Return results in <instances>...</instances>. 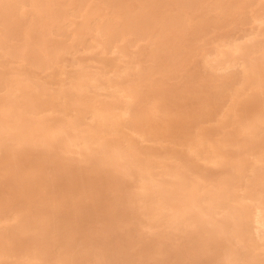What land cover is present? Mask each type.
Masks as SVG:
<instances>
[{
    "label": "rangeland",
    "instance_id": "obj_1",
    "mask_svg": "<svg viewBox=\"0 0 264 264\" xmlns=\"http://www.w3.org/2000/svg\"><path fill=\"white\" fill-rule=\"evenodd\" d=\"M71 1H73V0H66V1L65 0H58V1L52 0V2L54 4V6H53V4H51L52 7L53 8L55 7L56 10L58 8L59 9L58 15L59 16L62 15V16H60V17L57 16L58 18L56 17V19H58V20H56L55 22L53 21L54 19L53 20H51V19L47 20L48 22H50V24L48 23V25L43 27V29L39 28L40 30L41 29L42 30L40 31L38 29L36 32V34L37 33L42 34V32H43L44 37L46 36V39H45L46 44L48 43V45H50V46H51V44L53 45L58 41V45L57 44L56 45L59 48L61 47V44H65L68 47L67 49L66 48H60L61 50L57 49V57H58V60L56 63L57 65L54 64V65L47 67V68L46 67H40V66L38 67L37 65H35V63L30 62L29 59H27V56H25V58L22 56V53H21L22 50H20V48L18 49L19 45L22 44V37H21L22 34L21 33L23 30V27L26 28L28 26V24L30 23V16H32L31 15L32 7L29 3L30 2L29 0H23V1L17 3V6H16V12L17 13L16 14H18L17 17H18L19 23L16 27L17 32L14 33L11 37H5L4 36V30H3L4 26L0 22V35L3 32L0 39H2V37H3V39L6 41L5 43L9 46L11 45L10 48H13L12 50H15L14 52H16V53H7L6 54V53H4L5 49L0 44L1 49L3 48L2 50H0V53L2 54V55L1 54L0 55L2 57V60H4V62L2 60H0L3 62V63L2 62L0 63V71L5 76V77H3V75L0 73V78L2 76V78L6 80V81L3 80V81H5V83L2 80H0V82H1L0 83V97L2 95H4V92H6V88H7L6 83L8 82L9 79H10L9 81L11 82L12 79H15V78L20 79L19 77H21V78L26 77L25 80L20 79L23 82L27 83V87H25L24 89L26 91H29V90L30 91L31 90L36 91V87H32L33 85L40 87L42 84H44L42 86L46 92L44 93V95L42 97L47 98L48 97L47 95H49L50 93H53V92L56 93L58 90H60L62 88V86L64 87V85H65L66 87H68V85H70V84L67 82L70 81V78H69L70 74H72L74 72V69L76 70L81 65H83V66H85V68L83 67L84 69L89 70V72H88L89 74L91 72L93 74L98 75L99 72H96V71L102 72V73L100 72L99 77L97 76V79L101 78L100 79L101 83L97 79H96L97 81H95V79L94 80L88 79L87 85L83 89H81V91L79 90V92H81L84 96H86V98H88V94L90 95L89 97L92 98V101L94 102V103L89 102L90 99L88 98L89 99L88 102L90 103V105L92 104V105H96L97 107H100V105H101L100 102H102V100H105V101L111 100L112 101V100H114L113 97L122 98V101L125 100L126 94L128 93V91L124 88L116 90L114 92L109 87L108 88H99V87L97 88L98 85L105 83L104 81H106V79H104V78L106 77V75H108V77H110V78H114L117 74L120 73L119 75L122 78H120V77H117V78L119 80L121 79V85H123V86H121V88L124 87L125 83L127 84L130 80L129 83L134 81L133 82V84H134L136 82L134 85H137L138 89L141 91H144L146 89V87L149 86V83L153 84V81L156 80L154 83H157L161 86L158 85V90H157V88L155 90L156 92H154V91L150 92L149 91V93L152 94V92H154L156 94L157 92H159V93L164 92V94H166V95H164V94L162 95V93H160V95L163 96L161 101L160 100L154 101L155 98L152 99L154 102L153 103L154 105L152 104V102H150V101H152L151 98H153L155 95L154 93L152 94L153 96L151 95L152 97L150 96L151 98L150 97L149 98L141 97V98H139L140 100L136 99L132 104L133 110L135 108L140 107L139 109H136V110H141V108L143 110V108H144L143 111H147L150 109V106H149L150 103L153 106V108H155V105H157V108H155V109H158V107H159L160 110L158 109L159 111H155L156 115L155 114H154L155 116L153 115L154 119H151V121L152 122L156 121V118L159 115L160 116V117H158L159 120L163 121V123L166 122L164 127H166L165 129H169V132H172L173 127L178 123L179 126H182V130H185V129L189 130V131L185 130V131H187V133H189L190 131H191V133H194L197 131L198 127L202 128V126H203V128L212 129L211 130L212 131V137H214V138L215 137L220 138L222 136V134H224V132L225 133L229 132V134H232V136L234 137V140L235 139L237 140L238 138L241 139V136L243 137L244 134H242V133L240 134L238 132L237 125L235 123H233V125H232L229 122H232L233 119L237 120V122L238 121L240 122V120L242 122L243 117L249 116V111L245 112L246 109L241 111V113H239L241 116L239 115L240 118L238 117L239 120L237 118L238 115L232 116V114H228V115H230V117L229 116H226L224 118L222 117L223 119L220 116V114L222 115L223 111L225 110V107H226L225 104H227V100H226L227 97H225V96L229 91L235 89L238 86V84H236V83H238L237 82L238 77L236 79L231 78L226 83H223L221 80L224 78V75H227V73L229 74V71H231V70L234 71V74L238 75L240 73V71L242 70V66L240 67V64L238 63V64H235V66L233 65V67L231 66V67L225 69V68H215V67L213 68V67H210L209 65L207 66L205 64H207L208 61L209 62L212 61L211 62L212 65H215L214 61L212 60V58H214L215 56H213L212 53L219 47H221L219 49L223 48V50H226L227 44H228L227 42L234 41L237 43V41H239L238 43H240V44H248L249 45V44H251L252 41H257V42L263 41V39H264L263 34L258 35V36L256 35L255 36L256 38H255V37L250 36V34L248 35V33L252 32L250 30H253L256 27H259V23H260V27L264 26V12H263L264 11V0H232V1L231 0L230 1L229 0H218V1L217 0H196V2H195V0H190L191 1L190 3H189V1L187 2V0H117V1L115 0L116 2L114 0H105V3L102 2L104 0H101V1L100 0H80L81 3L78 2L79 0H74V1H76L75 5L77 6V7H75L76 9H73L74 11L70 9V8H72L71 7L72 5L74 7V4H72ZM74 1H73V3H74ZM108 1L115 2L116 5H118V3L119 4L122 3V5L125 8L129 7V8H127L128 10L127 9H125V10H127L128 13L133 14V18H134L132 21L133 26H132V28L130 27L129 29L124 30L122 32L123 35L120 34V36L117 38V40H115L113 43H110L109 46H112V47H109L108 45H107V47H104L103 45L100 47V44L95 43V41H96L95 36L98 37V34H96V33H98L97 32L98 29L95 27L96 31L94 30V26H95L94 24H92V28H91L92 31H90V30L87 31V33H85V35L84 34L80 35V33L83 31L79 32L78 27L80 26V24L82 23V21L84 19V16H82V15H84L86 12L87 13L85 14V16L86 15L89 16V15L93 14L92 15V17H93L95 15L93 17V20L91 21V23L93 21L94 22L98 21V24H100L99 22L101 19H99V18L101 15H102V17L105 15L108 16L109 14L111 15L113 13L112 11H114V9L112 8V5H110L108 3ZM221 1H223L222 4L224 2L226 3V4L224 3L225 6L222 5L221 3H219V5H218V2H221ZM65 2H67V4H65ZM123 2H124V4H123ZM229 2H231V3L234 2V3H232V5L234 7ZM69 3H70V5H69ZM186 3H187V5H186ZM239 3H240V6L238 7ZM104 4H106V5L104 6ZM227 4L228 5L230 4V6L232 8L230 6H229L230 8L228 6H227L228 7L227 8L226 7ZM101 6H103V7H101ZM106 6H107V8H106ZM60 8H63V9L60 10ZM180 8H182V9L178 10ZM222 9H224L225 11H223ZM69 11H71V12L69 13ZM94 11L96 13H94ZM142 11L146 14L149 13L147 16L151 19V22H153L151 25H150V23H148L147 27L145 25H144V27H140L141 24L139 23V18H140L141 13H143ZM180 11L181 12L183 11L182 16H181ZM107 12H109V13H107ZM178 12H180V13H178ZM61 13H63V14H61ZM150 13H152L153 15H151ZM219 13H221V15ZM178 14H180V15H178ZM98 16H99V18H97ZM153 16H155V17H153ZM171 16L172 17L175 16V17L172 18ZM216 16H217V19H216ZM218 16H220V17H218ZM261 16L263 17L262 18L263 22L261 21L262 20ZM163 17H165V18H163ZM257 17H260V18L258 19ZM169 18H172V19H169ZM179 18L180 19L182 18V19L180 20ZM202 18H203V20H202ZM256 18H257V20H256ZM156 19L158 21L164 20L165 23L161 22V21H159V23H158V22H156L157 21ZM20 21L23 24H21ZM80 21H81V23H80ZM175 21H178L179 23L175 22ZM203 22H205V23H203ZM52 23H53V25H52ZM98 24L96 26H98ZM154 24H157V25L154 26ZM174 24H176V25H174ZM76 25H77V27H76ZM53 26H55V27H53ZM166 26H169V27L167 28ZM19 27H22V28H19ZM48 27H50V28H48ZM44 28H45V31H43ZM76 28H77V30H76ZM20 29H22V30H20ZM157 29L159 30L160 36H158V33H156V32H158ZM74 30L76 32L78 31V33H76V34H77V36L78 35L80 36V37H78V38H80L79 39L80 42H81L83 37H84L83 39H86L85 40L86 45H84L85 43L82 44V43L78 42L79 40L75 38L76 34H74V32H75ZM140 30H142V31H140ZM150 30L152 31V33ZM161 30L162 31L165 30L164 32H162V35H161ZM18 32H19V34H18ZM66 32H68V33H66ZM92 32H94V33H92ZM143 32H145V33H143ZM71 35H74V38H72ZM150 35H151V37H150ZM165 35H166V37H169V38H165ZM251 35H253V34L251 33ZM69 36H71L70 38H72L73 41L69 38ZM93 36H94V41H93ZM154 36H156V37H154ZM161 36H164V37L159 38ZM230 36L232 37V39ZM247 36H250V38H249L250 41L247 38ZM261 36H263V37H261ZM66 37H67V39H66ZM147 37H149L148 40H147ZM152 37H153V40H152ZM157 37L160 40L159 39L157 40ZM257 37L258 38L260 37L259 38L260 40ZM245 38H247L248 41ZM64 39L67 40L66 43H65ZM223 39H224V41H223ZM234 39H236L237 41H235ZM49 40L51 42L52 41H54V42L49 43ZM59 40L60 41L62 40L61 41L62 43H59L60 42ZM161 40H164L165 42L161 41ZM226 40H227V42H225ZM242 40L243 41L245 40V41L243 43H241ZM152 41H153V43H152ZM157 41H159V42H157ZM70 42H71V44H70ZM67 43H69V44L67 45ZM173 43H176V44L174 45ZM89 44L92 45V47L88 46ZM96 44L98 46H95ZM75 45H77V46H75ZM126 46H127V49L125 51L126 53L122 52L120 47L126 48ZM30 48H31V45H30ZM32 48H33V46H32ZM72 48H74L73 49L74 51L72 50ZM102 49H103V51H102ZM149 49H152V50H149ZM258 49L259 48H257V47H254L252 49V52L250 53V56H252V58H254V57L256 58V57L261 56L262 50H258ZM3 50H4V52H3ZM19 50H20V52H19ZM75 50H77V51H75ZM153 50H155L154 55H152ZM30 51L32 53L33 49H30L27 53L31 54V53H29ZM58 52H59V54H58ZM8 54L9 55L11 54V56H9ZM235 54L238 57H240L239 56L240 54L238 55L237 52H235ZM235 54H233V56H235ZM97 55L99 58L97 57ZM130 55H132V56H130ZM6 56H7V59L9 61L6 60ZM71 57H72V59H71ZM74 57L78 58V60H76ZM92 57H94V58H92ZM95 57L97 60L98 59L99 60L98 61L95 60ZM207 57H208V59H207ZM22 58L24 61L26 60L25 62L27 65L26 64L24 65V61L22 60ZM80 58H81L82 62H81V60H79ZM5 60L8 61L7 65L5 63L6 62ZM11 60H12V62H11ZM72 60H73V62H72ZM102 60H104V62ZM105 60H106V62H105ZM112 62L116 63V65L113 64ZM30 63H32V64H30ZM73 63H75V64H73ZM81 63H84V64H81ZM101 63L102 64L104 63L103 65H106V67L103 68V69H105L104 70L105 72L102 69L103 66ZM108 63H109V65H108ZM5 65H6V67H5ZM10 66H11V68H9ZM53 66H55V67H53ZM148 66H149V68H148ZM2 67H4V69ZM23 68L24 69L26 68L28 71H26V69H25V71H26L25 72ZM120 69L123 72H121ZM72 70H73V72H72ZM116 71H117V73H115ZM118 71H119V73H118ZM233 71H231L230 74H233ZM124 73H125V75H123ZM101 74H103L104 76ZM214 74H215V76H214ZM262 74H264L263 71H262ZM30 75H32V76H30ZM33 75H34V77H33ZM113 75H115V76H113ZM204 76H205L206 80L204 79ZM221 76H223V77H221ZM102 77H104V78H102ZM35 78L37 81L35 80ZM217 78L222 83L218 82ZM150 80H152V82ZM29 81L32 83H30ZM89 81H91V82H89ZM123 81H124V84H123ZM206 81H207V83H206ZM208 81H209V84H208ZM233 82H234V84H233ZM28 83H30V85ZM248 83L252 84L253 81L252 82L250 81ZM248 83L245 85L246 88L244 87V90L240 91L241 94L244 93V96L242 95V98H244V99H245V96L248 97L251 93L258 92V90H259V88L256 84L255 85L249 84L251 87H250V89H248L249 88ZM4 85L6 86V88L4 87ZM235 85H236V87H235ZM94 86L96 88H94ZM12 87H14V86H12ZM201 87H204V88H201ZM205 87H206V89H205ZM215 87H217V88L215 89ZM69 88L72 91V87L70 86ZM50 90H52L53 92ZM73 90L76 91V88H73ZM195 90L198 93V95L196 94ZM245 90H247V91H245ZM198 91H200V93ZM208 92H209V94H208ZM96 93H97V95H95ZM215 93L216 94L217 93L223 94V97L221 98L222 100L221 99L220 100L218 99V101L214 100V97L216 95ZM199 94H200V96H199ZM111 95H114V96H111ZM261 96H262V99L264 100V95H261ZM93 97L96 99H94ZM164 97H165V100L163 101ZM193 97L195 98V100ZM200 97H202V100L204 102L201 100ZM210 97H211V99H210ZM242 98L240 96L241 101L243 100ZM58 99L59 100L54 101L55 104L54 103L52 104L53 107H51V104L50 103L48 104V102L44 103V104H47L45 106H44V104H42V106H41L42 102L36 103V108L34 107L33 109H31L32 110L31 113L29 111L27 114V116L30 117V122L38 121V119H41V118L45 117L46 115L47 116L48 115H50V116L54 115V116H56L57 120L58 119L64 120L65 118H71V117H73L72 116L73 114L74 115L76 114V109L74 107H76V105H77V107L80 108L83 105L82 103L74 104L75 106L73 107V110H71V106H72L71 105L70 108H68V110H66L68 112H66V111L64 112V113L68 114L69 116L67 115L64 117L65 114L63 112H61L62 109L60 107V100L61 99L60 98H58ZM198 99H200L204 105L200 104ZM224 99L226 100L225 102H223ZM191 100H192V103H190ZM205 101H206V103H205ZM193 102L196 105H193ZM98 104H99V106H98ZM198 104H199V106H198ZM54 105H56L58 108ZM152 106H151V108H152ZM194 107H196V108H194ZM90 108L93 109V106ZM90 108L88 110H86L84 114L81 115L80 120L82 119V122H81L82 124H83V122H85L86 124H89L92 122L93 115L91 114L92 113L91 111H90L91 113L89 112V110H91ZM244 108H246V107H244ZM53 109H55V110H53ZM262 109L264 111V106ZM59 110L61 113L57 112ZM142 110H141V112H143ZM218 110H220V111H218ZM117 111L120 112L119 110H117ZM50 112H52V113H50ZM156 112H158L159 114ZM29 113L31 114V116L29 115ZM161 113H163V114L161 115ZM44 114H46V115H44ZM164 114H165V116H164ZM178 115H179V117H178ZM181 115H183V116H181ZM47 116L45 118L49 117V116L48 117ZM126 116H127L126 114L124 116L122 114V118H125ZM53 117H49V118H51L52 120H55L56 118L53 119ZM62 117H63V119H62ZM216 117L218 119L220 117L219 120L223 121V124H222L223 126H220L219 123L216 124L218 122V119ZM175 119H177V120H175ZM178 119H180L181 123H180V121L178 122ZM216 120H217V122H216ZM157 122L160 123L158 121V119H157L156 123ZM171 122L175 123V125ZM85 125L83 124V126H85ZM183 127H184V129H183ZM194 129H195V131H194ZM6 130L7 129H5V131ZM124 130L127 133L130 131L127 128ZM174 130H177V125H176V127H174ZM12 132H13V130L10 129V131L7 130L4 133V136H6V138H7L5 142H6L7 147H9V149L11 148V150L13 151V158L18 159V160L13 163V166L11 164L12 162L11 163L6 162V163L1 164L2 166L0 165V205H2L1 208L3 207V210L6 214V216H8L7 217V219H9V220H7L8 223L14 222V220H12L11 217L13 215H15L16 211L14 212V210H17L16 208H20L19 209L20 214H28V213L33 211L32 209H34V211L37 214L41 212L42 216L39 214L38 215L42 217L41 219L43 222H41V224H39V227L41 229L39 228L40 230L38 231V233L32 232L30 230L31 228L28 230H25V231H23V233L20 234V236L17 237V239L14 238L11 241V244H10V242L6 241L7 240L6 238L0 237L1 241L2 240L4 241V242L2 241V243L0 241V244H2V247L0 245V247H1L0 248V251H1L0 252L1 253L0 254V264H15V263L20 264V262H22L21 264H43V262H45L46 260H47L46 264L47 263L48 264H70L69 262L72 261V258H71V261L68 260V258L70 259V256H72V255H74L75 257L72 256V257H74V259H73L74 261L71 262V264H73V263L76 264L77 262L78 263L81 262L79 264H189V263L190 264H192V263L197 264V262H198V264H202V262H203V264H212L214 262H215L214 264H227L226 260L224 259V256H223L225 254L224 253L225 250H226V252L230 250V251H235V252H241L242 254H244V253L247 254V252H249L248 250H246L247 252L245 251V248L247 249L249 247L241 246V243L238 242L237 237L232 236L231 234H227V236H226V234L224 235L223 233H220L221 235L220 234L217 235V236H219V239L216 237L218 240L217 242H219V243L216 242V244H218V245H216L217 248L215 246H214L215 248L213 247V249H215V250L213 251V249H212V254H211V249L208 252L209 249L207 247L202 246V245L200 247L197 246L199 248H197L196 245L191 246L192 245V243L190 241L191 238L189 239L188 235L190 234V236H191V233L193 231L195 232L196 229L197 230L199 229L198 227L202 226V223L199 221H193L196 225L193 224V222L189 223L185 226H184V224L181 225V223H180L179 227L178 226L175 227L174 226V225H176L175 223L173 226H168L167 223L165 222L164 217H163L162 220H158L157 222H154L155 227H148L146 225L147 220L145 219V215L143 212H141L142 209H141L140 202H139V198L142 197L145 193L144 190L141 189V187H139V186H141L140 185L141 181L135 180V178L129 177V175L124 176L125 175V174H123L124 173L123 171H125L124 167H122L120 165L119 166L118 165H111L108 163L103 164V162H99V164H98V162L92 161V159L90 160V162L89 161H83L82 156H80V155L78 156V153L74 151V149H76L75 147L72 148L73 151H67V152H65V150L63 151L59 148H55L54 152H51L53 155H51V153L49 154L50 158H48L49 155H46V157H44V156H42V153H39V152H42V150L45 148L42 143L35 142V143L29 144L26 142L25 143L24 142L23 143L22 142H16L14 139L10 138V136H12ZM167 132H168V130H167ZM129 133H131V132H129ZM135 137H136L135 139L137 140V142H140L139 144H141L142 150L148 146L154 147V149H156L158 151L160 149L162 150V148L166 147V146L168 148L173 147V149L175 151L177 150V152H181V151H184L186 149L185 145L170 144V143L165 142V141L161 142V143L149 141V140L142 142V141H140L139 137H137V136H135ZM29 138H33V135H31V136L29 135ZM236 142L235 141H233L231 143L229 142V144L225 145L226 146L225 148H227L226 150L228 152H230L229 153L230 155L232 154V152L234 150L233 154H235V153L237 154L236 158H241V159L244 158V160H245V163L242 166H239L240 162H235V164H237V165L239 164L238 165L239 169H241L240 171H238V173L239 172L243 173V174L239 173L240 176L243 175V176H241L242 178L239 177L240 178L239 180H236V178L238 179V177L233 178L232 175L234 174L235 171L231 165H230L231 167L228 166L229 165L228 163L225 164V166H223V165H217V166L215 165L214 166V164H212L210 162H206L205 160H201V159L197 160L196 162L200 166L210 170V172H211L209 174L210 177H207V178L212 179V180H209L212 184H214V181L216 184V180H217V183H219V180L221 179L220 181L223 182V184L221 186H223L225 184L223 187L225 188V186L227 185L229 188L230 186L234 185L237 181H239V183H236L237 187L239 186V188L235 189V187H234L232 189L235 191L238 190L239 192H236V193L240 194L241 191L242 192L244 191L243 189H240V187H242V185L245 183L243 181L246 179V176L248 175V173L250 174V170H249L250 169V165H249L250 163L249 162H251V161L255 162V161H253V160H255V158H253L252 156H253V154H255L254 156H256L258 154V152L260 153L261 149L260 148L258 149V147L254 145L253 146L254 148L248 147L251 149V151L248 150L249 151L248 152L246 150L248 148L240 147L241 145H238V143H236ZM235 144H237V145H235ZM238 147H240L241 149H239ZM18 150H21V152H19ZM236 151L240 155H238V153ZM54 153H56V154H54ZM263 154H264V152L262 153L261 156L264 158ZM1 155H3L2 151H0V156ZM79 157H81L82 160L79 159ZM256 158H257V156H256ZM36 161H38L39 164L41 162V164H40L41 166H38L39 164ZM75 161L78 162V163H76V165H75ZM166 161L169 164H175V163H177V162H175V161H177V158L173 157L172 159L170 158V160L167 159ZM173 162H175V163H173ZM14 164H15V166H14ZM66 164H72V167L74 166L73 168H74L75 172H73V173L76 176L73 175L72 172L70 173L69 171H67V168L65 169ZM77 164H78V167H75V166H77ZM256 164L260 165L261 162H256ZM11 168H13V169H11ZM14 168H16V169H14ZM12 170H13V172H12ZM16 170H18L19 173L16 172ZM77 170L79 171L78 173H76ZM23 171L24 172L26 171L28 173H26V172L23 173ZM63 171H64V173H63ZM219 171H221V173ZM224 171L228 173L225 176L223 175L224 173L222 174V172H224ZM245 171H246V173H245ZM60 172H61V174H60ZM13 173H15V174H13ZM39 173H40V175H39ZM12 175H14V176H12ZM15 175L18 178H20L21 180L23 179V175H25L23 182H24V180L26 182L21 184L23 186H20L19 183H16L17 180L14 179L16 177ZM63 175L64 176L66 175V176L60 177ZM97 175H99V176H97ZM105 175L107 176V178ZM194 175L196 176L195 172H194ZM40 176L43 177V181H42V178ZM73 176H75V177H73ZM86 176H88V177H86ZM95 176H97V177H95ZM219 176H220V178H219ZM226 176H228V177H226ZM2 177L5 178V180ZM33 177H34V179H33ZM98 177H100V178H98ZM9 178L10 179L13 178V179L10 180ZM215 178H217V179H215ZM89 179L92 181L95 180V182L93 181V183H92V181H90ZM29 180H30V182H29ZM80 180H81V183L79 182ZM101 180L103 183L101 182ZM117 180H118V182H117ZM90 182H91V184H90ZM97 182H101V183L97 184ZM233 182H234V184H233ZM40 183H42L43 185ZM15 184L16 185L19 184V185L14 186ZM27 184H30V185H28L29 189L27 188ZM69 184H70V186H69ZM230 184H232V185H230ZM81 185H84V186H81ZM86 185H88V186H86ZM12 186H14V188ZM38 186H39V188H38ZM15 187H17V188H15ZM23 188H25V189H23ZM52 188H53V190H52ZM15 190L17 192H15ZM20 190H22V192ZM51 190L53 191V194L56 195V197H57V199H55V200H58L57 201L59 203V204H57L58 207H55V206H57V205H55L56 202L52 201V200H54L55 196L52 197V191ZM18 191H20V192H18ZM244 193H245V191H244ZM129 194H131V196ZM15 195H19L20 197L15 196ZM242 195H243V193H242ZM9 196H11L12 198L13 197H16V198L12 199ZM114 196L116 197V199H114L115 198ZM117 196H118V198L120 197L121 199L120 198L117 199ZM93 197L96 198L95 205H96L97 210L94 209L95 208L94 206H93V208H92V206H90V205H92L90 198L94 199ZM19 198L22 201H20ZM113 199H114V201H113ZM16 200L19 202V204L20 203L21 204L19 205L18 202L16 204V202H15ZM243 200H244V202H247L246 204H249L250 207L253 208V210H252V208H251V210L254 213L256 206L254 207L253 204L255 202L250 201L247 198H244ZM115 201H116V204L114 203ZM251 202H253V203H251ZM14 203H15V205H14ZM130 203H131V205H129ZM46 204H47V206H46ZM49 204H50V206H48ZM87 204H89V207L91 208V210H89V207ZM52 205H53V207H52ZM81 205L84 208L82 207V209H80L81 212H78V221L79 222L76 224V225H78V228L76 227V229L79 231L76 230V231H74L75 233L72 232V233H74L73 234L74 240L68 239L67 241H65V239L63 237H61V235H62L61 234V235H59L60 236V242H61L60 246L58 245L59 247L57 246L56 248L53 249L49 245L50 248L53 250L48 248L49 246L46 245V243H47V241H46L47 237L46 236L48 235V233L53 232L55 230V225L53 227L54 230H51V229H53L52 228L53 224H55L54 219H57L56 220L57 224L60 223V225L63 226V221L66 220L67 215H69L68 213L71 212V208L73 210L77 206L80 207ZM42 206H44V207L42 208ZM97 206H100V208ZM85 207L89 211L88 210L86 211ZM263 207H262V209H263ZM54 208H56V209H54ZM98 208H99V210H98ZM44 209H45V212L43 211ZM51 209H52V211H50ZM83 209L85 210V212ZM53 211H54V213H53ZM78 211H79V209H78ZM92 211H94L95 213ZM48 213H49V215H48ZM79 213H81V215ZM43 214H46V215H43ZM52 215H53V218H52ZM54 215H55V217H54ZM56 215L59 217L56 218ZM47 216H49V217H47ZM50 216H51V218H50ZM62 216L65 219H62L63 218ZM218 216L219 215H216L217 218H218ZM251 216L253 217V214H251ZM60 217H62V218H60ZM44 218H48V219L46 220ZM49 218H50V220H49ZM59 218H60V222L58 221ZM48 220H49V223L47 222ZM61 222H62V224H61ZM65 222L66 221H64V223ZM252 224L253 223L251 221V224H250L251 229L250 230H251V232L254 233L253 235L251 233V235H252V237L254 236V238H255L256 235H255V231H254ZM59 227L60 226H58V228ZM58 228H57V230L60 231V233H62V231H63V233L65 232L64 226H63V228L61 227L60 230ZM193 228H195V229H193ZM187 229L189 230V233H188ZM45 230H47V231L50 230V231L47 232ZM190 230H193V231H190ZM42 231L44 234L46 233L45 238H44V234L41 233ZM184 232L186 235L184 234ZM201 232H202V235H206V233H207L204 231H201ZM32 233H34V234L32 235ZM105 233H106V235H105ZM220 236L222 237L223 240L226 239V241H224L225 243L222 242ZM226 237H228V239ZM36 238H38L37 241L42 242V245L40 244V246H37V245H39V242H36ZM42 238H44L46 240H44ZM70 238H72V235ZM70 240H71V243L69 242ZM43 241H46L45 245H43L44 244ZM187 241H189L190 243ZM34 242H36L37 245ZM68 242H69V246H68ZM8 243L11 245V247ZM183 243H187V247L188 246H190V247L187 248L186 244H185V246H183ZM15 245H17V246H15ZM61 245L62 246L64 245V247H66V248H63ZM181 245L183 246V248ZM42 247L45 249L47 247V249L45 250ZM61 247L63 248L64 253L61 252L62 251ZM176 247L179 248L178 251H176L177 250ZM195 247L197 249H195ZM243 247H245V248H243ZM9 248L10 249L12 248L13 253H11V250ZM67 248L69 249V251ZM174 248L176 251L175 253L173 251ZM184 248L188 249L187 252L183 250ZM202 248H203V251L198 250V249L202 250ZM204 248H206L205 252H204V250H205ZM262 248H263L262 245H260L258 248L256 247L253 249L254 254L256 252V254L259 255V256L258 255H256V256L259 258L264 257V251H263L264 248L263 249ZM6 249L8 250V253H7ZM13 249H15V250H13ZM40 249H41V251L45 250L46 252H48V249H50V250H49V253L45 254V256H44L43 254L39 253V252H41V251H39ZM36 250H37V252H35ZM57 250H59V251H57ZM238 250H240V251H238ZM5 251H6L7 255H5L6 253L4 254ZM21 251L22 252L24 251V252L22 253ZM26 251L28 252L29 256H28V254H26L27 253ZM197 251H198V255L196 256ZM34 252L36 253L37 256L41 255V258L44 257L43 259H45V257H46V259L43 261H42V259H40L38 257H37V259L36 258L32 259ZM70 252L72 253V255H70L71 254ZM185 252L188 256L194 252L193 253L194 255H192L194 258L192 257V259H193L192 261H191L190 256L186 258L187 255L185 254ZM250 253H252V250L250 251ZM2 254H3V256H2ZM10 254H12L13 256L9 257ZM15 254H16V256H15ZM67 254H68V256H67ZM176 254H178V255H176ZM181 255H183V256H181ZM58 256L60 257V259L58 258ZM78 256H81V258L80 257L78 258ZM182 257H185V258L182 259ZM76 258L78 260L80 259V261H77ZM177 259H179V260L177 261ZM188 259L190 260V262H188ZM208 259H210V260H208ZM66 260H68V261H66ZM174 260L177 262L175 263ZM194 260H196L195 261L196 263L194 262ZM75 261H77V262H75ZM157 261H159V262H157ZM207 261H209L210 263H207ZM211 261H213V262H211ZM233 261H234V264H244L243 261H238V260H233Z\"/></svg>",
    "mask_w": 264,
    "mask_h": 264
},
{
    "label": "bare ground",
    "instance_id": "obj_2",
    "mask_svg": "<svg viewBox=\"0 0 264 264\" xmlns=\"http://www.w3.org/2000/svg\"><path fill=\"white\" fill-rule=\"evenodd\" d=\"M21 1H23V0H0V22L4 26L3 30H4V36L5 37H11L14 33L17 32L16 31V27H17L19 21H18V17H17L18 14H16L17 13L16 12V6H17V3L21 2ZM29 1H30L29 2L30 5L32 7V10H31V15L32 16H30V23L29 24L27 23L28 26L26 28L23 27V30L20 29V30H22V33H21L22 34V36H21L22 37V44H20L19 47L18 46L17 47H18V49L20 48V50H22L21 53H22V56L24 58H25V56H27V59H29L30 62L35 63V65H37L38 67L40 66V67H46L47 68V67H50V66H52V65L57 63V60H58L57 49H60V48H66L67 49L68 47L65 44H61V47L59 48L57 46L58 45V41L55 44H53V45L51 44V46H50V45H48V43L46 44V40H45L46 36L44 37L43 32H42V34L41 33H37L36 34V32H37V30L39 28L43 29V27L47 26L48 23L50 24V22H48L47 20H50V19L53 20L54 19L53 21L55 22L56 20H58V19H56V17L57 16L60 17L62 15H60V16L58 15V13H59L58 12V10H59L58 8L56 10L55 7L54 8L52 7V5H51V4H53L52 0H29ZM73 1H71V3L74 4V7L72 5L71 6L72 8H70L71 10L76 9L75 7H77L75 5L76 1H74V3H73ZM188 1H189V3L191 2L190 0H187V2ZM78 2H80V0ZM102 2L105 3V0L102 1ZM115 2L108 1V3L110 5H112V8L114 9V11H112L113 13L111 15L109 14L108 16L105 15L103 17H102V15L101 16L99 15L100 18H99V16L97 17V18L101 19L100 22H99L100 24H98V21L97 22L93 21L94 23L93 22L91 23V21L93 20V17L95 15L93 17H92L93 14L89 15V16H87V15L85 16V14L87 12L84 15H82V16H84V19H83L82 23L80 21L81 24L78 27L79 28V32L83 31V32L80 33V35L81 34L85 35V33H87V31H89V30L92 31L91 30L92 24H94L95 25L94 26V30L96 31L95 27L98 29V31H97L98 33H96L93 30L96 34H98V37L94 35L96 37L95 38V40H96L95 43L100 44V47L102 45L104 47H107V45L109 46L110 43H113L115 40H117V38L120 36V34L123 35L122 32L124 30L129 29L130 27L132 28V26H133L132 21H133L134 18H133V14L127 12V10H128L127 8H129V7L125 8L122 5V3H120V4L118 3V5H116ZM195 2H196V0H195ZM222 2L223 1L218 2V5H219V3L222 4ZM224 3L222 5L225 6L226 3L225 4ZM229 3H231V2H229ZM232 3H234V2H232ZM232 3H231V5H232ZM65 4H67V2H65ZM123 4H124V2H123ZM69 5H70V3H69ZM105 5L106 4H104V6ZM186 5H187V3H186ZM53 6H54V4H53ZM227 6L229 7L230 4L229 5L227 4L226 7ZM239 6H240V3L238 5V7ZM101 7H103V6H101ZM106 8H107V6H106ZM62 9L63 8H60V10H62ZM125 9H127V10H125ZM181 9L182 8H180L178 10H181ZM224 9H222V10L225 11ZM70 12L71 11H69V13ZM180 12H178V13H180ZM182 12H181V16H182ZM94 13H96V12L94 11ZM107 13H109V12H107ZM61 14H63V13H61ZM148 14H146L144 12L141 13L140 18H139V23L141 24L140 27H144V25L147 27L148 23H150V25L153 23V22H151V19L147 16ZM150 14L153 15L152 13H150ZM219 14L221 15V13H219ZM178 15H180V14H178ZM153 17H155V16H153ZM173 17H175V16H173ZM218 17H220V16H218ZM163 18H165V17H163ZM172 18H169V19H172ZM257 18L259 19L260 17H257ZM257 18H256V20H257ZM262 18L263 17L261 16V19ZM216 19H217V16H216ZM202 20H203V18H202ZM159 21L164 22V20L163 21L159 20ZM159 21L157 20L156 22L159 23ZM261 21L263 22V19ZM175 22H178V21H175ZM20 23L23 24L21 21H20ZM203 23H205V22H203ZM97 24H98V26H96ZM52 25H53V23H52ZM155 25H157V24H154V26ZM174 25H176V24H174ZM53 27H55V26H53ZM76 27H77V25H76ZM166 27L168 28L169 26H166ZM259 27H260V23H259ZM259 27H256L255 29L252 28L253 30H250V31H252L251 33L254 36L251 35V33H248V35L250 34V36H252V37H255L256 35L258 36V35H261V34L264 35V28H263L264 26L260 27V28ZM19 28H22V27H19ZM48 28H50V27H48ZM76 30H77V28H76ZM43 31H45V28H44ZM140 31H142V30H140ZM164 31L165 30H163V31L161 30V35H162V32H164ZM94 32H92V33H94ZM2 33H1V35H2ZM66 33H68V32H66ZM76 33H78V31L74 32V34H76ZM143 33H145V32H143ZM151 33H152V31H151ZM156 33H158V36H160L159 30ZM18 34H19V32H18ZM1 35H0V37H1ZM71 36H72V38H74V35H71ZM71 36H69V38ZM75 36H76L75 37L76 39H78V40L80 39V38H78V37H80L79 35L77 36V34H76ZM94 36H93V41H94ZM250 36H247V38L249 39ZM150 37H151V35H150ZM154 37H156V36H154ZM162 37H164V36H161L159 38H162ZM261 37H263V36H261ZM72 38H70V39L72 40ZM83 38H82L81 42H80V40L79 41L77 40V41L82 43V44L85 43L84 45H86V41H85L86 39H83ZM148 38L149 37H147V40H148ZM159 38L157 37V40ZM165 38H169V37H166V35H165ZM247 38H245V39H247ZM66 39H67V37H66ZM66 39H64L65 43L67 42ZM231 39H232V37H231ZM248 39H247V41H248ZM152 40H153V37H152ZM234 40L237 41L236 39H234ZM61 41L59 43H62ZM161 41H164V40H161ZM223 41H224V39H223ZM244 41L242 40L241 43H243ZM249 41H250V39H249ZM5 42L6 41L2 37V39H0V44L5 49V52H4V50H3V52L6 53V54L7 53H16V52H14L15 50H12L13 48H10L11 45L9 46ZM50 42L51 41L49 40V43ZM53 42L54 41H52L51 43H53ZM157 42H159V41H157ZM225 42H227V40ZM238 42L239 41H237V43L234 42V41L227 42L228 44L226 43L227 44V49L226 50H223V48L219 49L221 47L217 48L212 53L213 56H215V57L214 58L211 57L212 60L214 61L215 65H212V63H211L212 61H210V62L208 61L207 64H205V65H207V66L209 65L210 67H213V68L215 67V68H225V69L229 68L231 66L233 67V65L235 66V64H238V63L240 64V67L242 66V70L240 71V73L238 75L234 74V71L231 70V71H233V74H230L231 71H229V74L226 72L227 75H224V78L221 80L223 83H226L227 81H229V79H231V78H235L236 79L238 77V80H237L238 83H236V84H238V86L236 87V85H235V87H236L235 89L229 91L228 93L226 92L227 94H226L225 97H227V99H226L227 100V104H225L226 105L225 110L224 111L222 110L223 111L222 115L219 113L221 118L222 117L224 118L226 116L230 117V115H228V114H232V116L238 115L237 116V118H238L239 115H240L239 113H241V111H243L245 109H246L245 112L249 111V116L243 117V121L242 122H241V120H240V122L239 121L237 122V120H234V119H233L232 122H229L232 125H233V123H235L237 125V127H238V132L240 134L241 133L244 134L243 137L241 136V139L238 138L237 140L236 139L234 140V137L232 136V134H229V132H226V133L224 132V134H222V136L220 138L219 137H217V138L215 137L214 138V137H212V131H211L212 129L203 128V126H202V128L198 127L197 131L194 132V133H191V131L189 133H187V131H185V130H188V129L182 130V126H179V124L177 123L176 124L177 125V130H174V127H176V125L173 122H171V123H173L175 126L173 127L172 132H169V129H165L166 127H164L166 122L164 121L165 123H163V121L159 120V118H158V117H160L159 115L156 118V121L158 119V121L160 123H158V122L156 123V121H154V120H153L154 122L151 121V119H154L153 115L155 114V111H159L160 110L159 107H158L159 110L155 109V108H157V105H155V108H153V106L150 103V105H149L150 109L149 110H147L145 108L147 111H143L144 108H143V110L141 108V110L143 112H141V110H136V109H139L140 107L139 108H135L133 110L132 104H133V102L136 99H139L141 97L149 98L154 92H156L155 91L156 88L158 90V85L159 84L154 83L156 80L153 81V84L149 83V86L146 87V89L144 91L139 90L137 85H134L136 82L134 84H133L134 81L129 83L130 80H129V82L127 84L125 83L124 87L121 88V86H123V85H121V79L119 80L117 78V77H120L119 71H118L119 74H117L116 76L113 75V76H115L114 78L108 77V75H106L104 73L105 69H103V68L106 67V65H103L104 63L103 64L101 63V64L103 66L102 67V69L104 71L103 73L106 75V77L105 78L102 77V78L106 79V81H104L105 83L102 82L103 84L98 85L97 88L98 87L99 88H108L109 87V88H111V90L113 92L116 91V90L124 88V89H126L128 91V93L126 94V98H125L124 101H122V98L113 97L114 100H112V101L111 100H108V101L102 100V102H100V104H101L100 107H97L96 105H92V104L90 105L89 102H91V103L93 102L92 98L89 97L90 95L88 94V98L90 99L89 100L88 98H86V96H84L81 92H79V90L81 91V89H83L87 85V83H88L87 80L88 79H90V80L91 79L92 80L95 79V81L99 80V82L101 83V81H100L101 78L97 79V76L99 77L101 71H96V72H99L98 75L97 74H93L91 72L89 74L88 73L89 70L84 69L85 66L81 65L79 68H77L75 66L77 69L76 70L74 69V72L72 70L73 73L71 72L72 74H70V76H69L70 81L67 82V83L70 84V85H68V87H66L65 85H64V87L62 86V88L60 90H58L56 93H54L52 90H50L53 93H50L49 95H47L48 94L47 93L46 94L48 96L47 98H43L42 97L44 95V93L46 92L44 90L43 86H42L44 84L41 85L42 87L33 85L32 87H36V91L33 90L34 91L33 92L31 90L32 91L31 92L29 90L30 91L29 92V91H26L24 89L25 87H27V83H25L22 80H20V79H24L25 80L26 77L25 78L19 77L20 79H17V78L12 79V81H13V82L11 81L12 83L9 81L10 79L8 80V82L6 83L7 84L6 85L7 88L4 85V87L6 88V92H4V95H2L0 97V151H2V154H3V155L0 156V165L3 164V163H6V162H10V163L12 162L11 164L13 166V163L18 160V159L13 158V151L11 150V148L9 149V147H7L6 142H5L7 138H6V136H4V133L7 130L10 131V129L13 130L12 136H10V138L14 139L16 142H22V143L26 142V143H29V144L30 143H35V142L42 143L45 148L42 150V152H39V153H42V156H44V157H46V155H49L51 152H54L55 148H59V149H61L63 151L65 150V152H67V151H73L72 148L75 147L76 149H74V151L78 153V156L79 155L82 156L83 161H89L90 162V160L92 159V161H96V162H98V164H99V162H103V164H105V163L107 164L108 163V164H111V165H118V166L120 165V166L124 167V169H125V171H123L124 172L123 174H125L124 176H128L129 175V177H133V178H135V180L141 181L140 182L141 186H139V187H141V189H143L145 193H144V195L142 197L139 198V202H140V206H141V209H142L141 212H143L144 215H145V219L147 220L146 221V225L148 227H155L154 226V222H157L158 220H162L163 217H164L165 222L167 223L168 226H173L174 223H175L176 224V225H174L175 227H177V226L179 227L180 223H181V225L184 224V226H185V225H187L189 223H192L193 221H199V222L202 223V226L201 227L197 226L199 229L198 230L196 229L195 232L193 230H190V231H193L194 233L190 232L191 236H190V234L188 235L189 239L191 238L190 239V241L192 243L191 246H195L196 245V247L197 246L200 247L202 245V246L207 247L209 249L208 252L211 249V254H212L213 247L215 246L217 248L216 245H218V244H216V242L218 241L217 238L219 239V236H217V235H219L220 233H223L224 235L226 234V236H227V234H231L232 236H235V237L238 238L237 240H238L239 243H241V246L249 247L247 249L245 247H243V248H245V251L248 250L249 252L246 251L247 254H245V253L242 254L241 252H235V251H230V250L226 252V250H225L224 251L225 254L223 256H224V259L226 260L227 264H234L233 260L243 261L244 264H264V259H263L264 257L262 258L260 256L261 258H259V257L256 256L258 254H256V252L254 254V252H253V249L256 248V247L258 248L260 245H262V247L264 248V210H263L264 209V207H263L264 206V158L261 156L262 153L264 152V111L262 109L263 106H264V100L262 99V96H261V95H264V74H262V71L264 73V70H263L264 69V39H263L262 42L252 41L251 44H249V45L248 44H240ZM152 43H153V41H152ZM68 44L69 43H67V45ZM70 44H71V42H70ZM97 44L95 46H98ZM173 44L175 45L176 43H173ZM30 45H31V48H30ZM32 46H33V48H32ZM75 46H77V45H75ZM88 46L92 47V45H90V44ZM109 47H112V46H109ZM254 47L259 48L258 50H262L261 51V53H262L261 56L256 57V58L255 57L252 58V56H250V53L252 52V49ZM74 48H72V50ZM120 48H121L122 52H125L126 49H127V46H126V48H124V47H120ZM2 49L0 47V50H2ZM30 49H33V51H32V53L30 51L29 53H31V54H28L27 52ZM20 50H19V52H20ZM149 50H152V49H149ZM75 51H77V50H75ZM102 51H103V49H102ZM154 52H155V50L152 51V55L155 54ZM235 52H237L238 55L240 54L239 55L240 57H238L235 54ZM58 54H59V52H58ZM233 54H235V56H233ZM1 55H0V57H1ZM9 56H11V54ZM130 56H132V55H130ZM97 57H98V55H97ZM74 58L76 60H78V58H76V57H74ZM92 58H94V57H92ZM71 59H72V57H71ZM207 59H208V57H207ZM0 60H2V57L0 58ZM6 60H8L7 56H6ZM22 60H23V58H22ZM79 60H81V58ZM95 60H97L96 57H95ZM2 61L4 62V60H2ZM2 61H0V63ZM8 61L5 62L6 65H7ZM25 61H24V65L26 64ZM102 61L104 62V60H102ZM11 62H12V60H11ZM72 62H73V60H72ZM81 62H82V60H81ZM105 62H106V60H105ZM32 63H30V64H32ZM73 64H75V63H73ZM81 64H84V63H81ZM113 64L116 65V63H113ZM6 65H5V67H6ZM108 65H109V63H108ZM55 66H53V67H55ZM2 68L4 69V67H2ZM9 68H11V66ZM148 68H149V66H148ZM25 69H24V71H25ZM26 71H28V70L26 69ZM121 72H123V71L121 70ZM0 73L3 75V73L1 71H0ZM115 73H117V71ZM125 73L123 75H125ZM101 75H103V74H101ZM30 76H32V75H30ZM214 76H215V74H214ZM3 77H5V76L3 75ZM33 77H34V75H33ZM221 77H223V76H221ZM1 78H2V76H1ZM1 78H0V80H2V81L5 80V79H3V78L1 79ZM120 78H122V77H120ZM204 79L206 80L205 76H204ZM35 80H36V78H35ZM217 80H218V78H217ZM5 81H3V82L5 83ZM150 81L152 82V80H150ZM221 81L218 80V82H221ZM250 81L251 82L253 81L252 84L253 85L256 84L258 86L259 90H258V92H255V93L253 92L254 94L251 93L249 95L247 93L249 96L248 97L245 96V99H244V98H242V95L244 96V93L242 92L243 94H241L240 91H243L244 87L246 88L245 85L248 82H250ZM89 82H91V81H89ZM234 82H233V84H234ZM30 83H32V82H30ZM30 83H28V84L30 85ZM206 83H207V81H206ZM123 84H124V81H123ZM208 84H209V81H208ZM249 84L252 85L251 83H248V85ZM250 85L248 86L249 88L247 87L248 89H250V87H251ZM12 86H14V87H12ZM70 86L72 87V91L69 88ZM95 86H94V88H96ZM159 86H161V85H159ZM73 88H76L77 92L74 91ZM201 88H204V87H201ZM216 88L217 87H215V89ZM205 89H206V87H205ZM149 91L150 92L154 91V92H152V94H151V93H149ZM245 91H247V90H245ZM195 92H196V90H195ZM198 92L200 93V91H198ZM160 93H162V95L164 94V92H160ZM160 93L159 92H157L156 94L154 93L156 96L154 95V97L151 98L153 96L152 95L150 97L151 100L155 98L154 101H156V100H160L161 101L163 96H161ZM196 94L198 95L197 92H196ZM208 94H209V92H208ZM95 95H97V93ZM164 95H166V94H164ZM111 96H114V95H111ZM199 96H200V94H199ZM240 96L243 99L242 101L240 100ZM222 97H223V94H218L217 93L215 95V97H214V100L218 101V99L220 100ZM58 98L61 99L60 100V107L62 109L61 112H63V113L66 110H68V108H70L71 105H72L71 106V110H73V107L75 106L74 104L82 103L83 105L80 108L77 107V105H76V107H74L76 109V114L75 115L73 114L72 115L73 117H71V118H65L64 120H59V119L57 120L56 116L53 115L54 116L53 117L52 115L51 116L48 115L49 117H53V119L56 118L55 120H52L46 114H44L48 118H45L46 117L45 116V117H43L41 119H38V121L30 122V117L27 116V114H28L29 111L31 113V111H32L31 109H33L34 107L36 108V103L42 102L41 103V106H42V104L48 102V104L50 103L51 107H53L52 104L54 103V101L59 100ZM200 98L202 100V97H200ZM94 99H96V98H94ZM210 99H211V97H210ZM88 100H89V102H88ZM164 100H165V97H164L163 101ZM192 100H191L190 103H192ZM194 100H195V98H194ZM198 100H199L200 104H203L200 99H198ZM226 100L224 99L223 102H225ZM206 101H205V103H206ZM150 102H152V104L154 103L153 100L150 101ZM45 105H47V104H44V106ZM193 105H196V104L193 102ZM54 106H56V105H54ZM92 106H93V109L90 108ZM98 106H99V104H98ZM151 106H152V108H151ZM198 106H199V104H198ZM244 107H246V108H244ZM89 108L91 109V110H89V112L90 111L92 112V113L91 112L90 113L93 115V117H92L93 120L89 124H86L85 122H83L84 125L86 124L85 126H83V124L81 123L82 119L80 120V118H81V115L84 114L85 111L88 110ZM194 108H196V107H194ZM53 110H55V109H53ZM117 110H119L121 113L118 112ZM220 110H218V111H220ZM57 112H60V110L57 111ZM66 112H68V111H66ZM30 113H29V115L31 116ZM50 113H52V112H50ZM156 113H158V112H156ZM163 113H161V115ZM64 114H65L64 117L68 115L66 113H64ZM122 114H123V116L125 114L127 116L125 118H122ZM164 116H165V114H164ZM181 116H183V115H181ZM178 117H179V115H178ZM239 118H238V120H239ZM62 119H63V117H62ZM180 119H178V122L180 121ZM219 119H220V117H219ZM219 119H218V122L216 120V122H217L216 124L219 123L220 126H223L222 125L223 121H221ZM175 120H177V119H175ZM180 123H181V121H180ZM125 127L127 129H129L130 130L129 132H131V133H129V132L127 133L124 130V129H126ZM5 129H7V130L5 131ZM183 129H184V127H183ZM195 129H194V131H195ZM167 130H168V132H167ZM29 135L30 136L33 135V138H29ZM135 136L139 137L140 141H142V142L149 140V141H154V142H160L161 143V142L165 141V142H168L170 144L185 145L186 149L184 151L180 150L181 152H177V150L175 151L173 149V147H169L168 148L166 146V147H163L162 150L160 149L158 151V150L154 149V147L148 146V147H145L142 150L141 149L142 146H141V144H139L140 142H137V140L135 139L136 138ZM233 141H235V142L237 141L236 143H238V145H241L240 147H244V148L251 147V148H254L253 146L255 145V146L258 147V149L259 148L261 149L260 153L257 151L258 152V154L256 155L257 158H256V156H254L255 154H253V156H252L253 158H255V160H253L255 162H252V161H251L252 163L249 162L250 163L249 164L250 165V169H249L250 170V174L248 173L247 176L245 175L246 179L243 181L245 183L243 185L241 184L242 187H240V189H243L245 191V193H244V191L243 192L241 191L240 194L236 193V192H239L238 190L235 191V190L232 189L234 187H235V189L239 188V186L237 187V184H236V183H239V181H237L235 184L233 182L234 185L230 184V185H232V186H230L231 188L230 187L228 188L227 185L224 188L223 186L225 184L223 186H221L223 184V182L220 181L221 179L219 180V183H217V180H216V184H215V181H214V184H212L209 181V180H212V179H208L207 178V177H210L209 176V174L211 173L210 170L200 166L196 162L197 160L201 159V160H205L206 162H210V163L214 164V166L215 165L216 166L217 165L225 166V164L228 163L229 164L228 166L229 167L232 166V168L235 171L234 174L232 175L233 178L238 177V179L236 178V180H239L240 178H242L241 176H243V175H241V176L239 175V173H242V172L238 173V171L241 170V169H239V166L244 165L245 160H244V158L243 159L236 158L237 154L236 153L233 154L234 150L232 152L233 155L231 154L232 156L229 154L230 152H228L226 150L227 148H225L226 147L225 145L229 144V142L231 143ZM235 145H237V144H235ZM240 147H238V148L241 149ZM246 150L247 151L248 150L251 151L250 148H248ZM18 151L21 152V150H18ZM54 154H56V153H54ZM51 155H53V154L51 153ZM238 155H240V154L238 153ZM173 157L177 158V161H175L177 163L173 162L175 164H169L166 160L167 159L170 160V158L172 159ZM48 158H50V155H49ZM79 159H81V157H79ZM36 162L39 164L38 161H36ZM235 162H240V165L238 164L239 165L238 166L237 164H235ZM256 162H261V164L257 165ZM76 163H78V162L75 161V165H76ZM40 164H41V162H40ZM40 164L38 166H41ZM14 166H15V164H14ZM73 167H72V164H66L65 169L67 168V171H69L70 173L71 172L73 173V172H75ZM75 167H78V164ZM16 168H14V169H16ZM11 169H13V168H11ZM12 172H13V170H12ZM16 172H18V170H16ZM25 172L23 171V173H25ZM78 172L79 171L77 170L76 173H78ZM194 172L196 173V176L194 175ZM219 172L221 173V171H219ZM26 173H28V172H26ZM63 173H64V171H63ZM245 173H246V171H245ZM13 174H15V173H13ZM60 174H61V172H60ZM222 174L225 176L228 173L224 171V172H222ZM39 175H40V173H39ZM73 175H75V174L73 173ZM12 176H14V175H12ZM24 176L25 175H23V179H24ZM65 176L63 175V176H60V177H65ZM75 176H73V177H75ZM97 176H99V175H97ZM97 176H95V177H97ZM107 176H106V178H107ZM86 177H88V176H86ZM226 177H228V176H226ZM41 178H42V181H43V177H41ZM98 178H100V177H98ZM219 178H220V176H219ZM3 179L5 180V178H3ZM11 179H13V178H11ZM14 179L17 180L16 183H19L20 186H23L21 184L26 182L25 180L23 182V179L21 180L17 176ZM33 179H34V177H33ZM215 179H217V178H215ZM90 181H92V180H90ZM93 181L95 182V180H93ZM93 181H92V183H93ZM29 182H30V180H29ZM79 182L81 183V180ZM101 182H102V180H101ZM101 182H97V184L101 183ZM117 182H118V180H117ZM19 184H17V185H19ZM40 184H42V183H40ZM90 184H91V182H90ZM17 185L15 184L14 186H17ZM28 185H30V184H27V188L29 189ZM14 186H12V187L14 188ZM69 186H70V184H69ZM81 186H84V185H81ZM86 186H88V185H86ZM15 188H17V187H15ZM38 188H39V186H38ZM23 189H25V188H23ZM16 190H15V192H17ZM22 190H20V191L22 192ZM52 190H53V188H52ZM20 191H18V192H20ZM242 193H243V195H242ZM19 195H15V196H19ZM129 195L131 196V194H129ZM9 197L12 198L11 196H9ZM52 197H54V200H52V201L56 202L55 205L59 204L57 202L58 200H55V199H57V197H56V195L53 194V191H52ZM13 198L15 199L16 197H13ZM119 198L117 196V199H119ZM244 198H247L250 201L255 202L253 204L254 207L256 206L254 213L252 211L253 208L250 207L249 204H246L247 202H244V200H243ZM114 199H116V197ZM114 199H113V201H114ZM95 200H96V198H94V199L90 198V201L92 203V205H90V206H92V208L94 206L95 207L94 209H96ZM20 201H22V200L20 199ZM15 202L17 204L18 201L16 200ZM253 202H251V203H253ZM114 203L116 204V201ZM18 204H19V202H18ZM50 204L48 206H50ZM14 205H15V203H14ZM87 205L89 207V204H87ZM129 205H131V203ZM1 206L2 205H0V237L1 238H6L7 239L6 241L10 242V244H11V241L14 238L17 239V237L20 236V234L23 233V231H25V230H28V229L31 228L30 230L32 232L38 233V231L41 229L39 227V224H41V222H43V221L41 219L42 215H41L40 211H39L40 213H38V214L41 215V216H39L34 211V209H32L33 211L28 213V214H20L19 213V211H20L19 209L20 208H16L17 210H14V212L16 211L15 215H13L11 217L12 220H14V222H12V223L9 222L10 223L9 224L7 222V220H9V219H7L8 216H6V214H5L4 210H3V207L1 208ZM46 206H47V204H46ZM261 206L263 207V209H262ZM43 207L44 206H42V208ZM52 207H53V205H52ZM55 207H58V205L55 206ZM77 207L74 208L73 210L71 208V212L68 213L69 215H67L66 220H64V221H66L65 223L62 220L63 221V226L66 228V229L64 228V230H65L64 233H63L62 230H61L62 233H60V231L57 230L58 226H60L58 228L59 230L61 229V227L63 228V226L60 225V223L57 224V222H56L57 219H54L55 222L53 221L55 224H53L51 222L53 224L52 228L55 225V230H54V228L51 229V230H54V231L48 233V235L46 236L47 240L44 239L46 233L44 234L43 231L41 232V233L44 234V238H42V239L46 240L47 243H48L47 244L46 241H43L44 242L43 245H45V243H46V245H48V246L50 245L51 248H53V249L56 248L58 245L60 246L61 242H60V236L59 235H61V234H62L61 237H63L65 239V241H67L68 239H71V240L73 239L74 240L73 234L75 233L74 231L77 230L76 227L78 228V225H76V224L79 222L78 221V212H81L80 209H82L83 206L81 205L80 207H78V208ZM97 207L100 208V206H97ZM99 208H98V210H99ZM251 208H252V210H251ZM45 209L43 210L44 212H45ZM54 209H56V208H54ZM78 209H79V211H78ZM87 210L88 209L86 208V211ZM89 210H91L90 207H89ZM50 211H52V209ZM54 211H53V213H54ZM84 212H85V210H84ZM92 212H94V211H92ZM46 214H43V215H46ZM79 214L81 215V213H79ZM251 214H253V217L251 216ZM48 215H49V213H48ZM216 215H219L218 218L216 217ZM47 217H49V216H47ZM54 217H55V215H54ZM58 217L59 216L56 215V218H58ZM62 217H60V218H62ZM50 218H51V216H50ZM50 218H49V220H50ZM52 218H53V215H52ZM60 218L58 220L59 222H60ZM44 219L47 220L48 218H44ZM62 219H65V218L63 217ZM49 220L47 221L48 223H49ZM251 221L253 223L252 225H253V228H254V231H255V235H256L255 238H254V236L252 237V235L254 233L251 232V230H250L251 229L250 228ZM61 224H62V222H61ZM193 224H195V223L193 222ZM195 228H193V229H195ZM45 231H47V230H45ZM49 231H47V232H49ZM77 231H79V230H77ZM201 231L207 232L206 235H202ZM72 232H74V233H72ZM188 233H189V230H188ZM251 233H252V235H251ZM33 234L34 233H32V235ZM184 234H185V232H184ZM71 235H72V238H70ZM105 235H106V233H105ZM226 238L228 239V237H226ZM37 239L38 238H36V242H39V245H37L36 242H34V243L37 246H40V244L42 245V242L41 241H37ZM71 240L69 241L70 243H71ZM221 240H222V242L226 241V239L223 240L222 237H221ZM0 241H1V239H0ZM2 241H1V243H2ZM69 242H68V246H69ZM187 242H189V241H187ZM217 243H219V242H217ZM185 244H186V247H187V243H183V246H185ZM0 245L2 247V244H0ZM64 245L63 246L61 245V246L63 248H66V247H64ZM15 246H17V245H15ZM50 246L48 248H50ZM183 246H182V248H183ZM10 247H11V245H10ZM62 247H61V249H62L61 252L64 251ZM188 247H190V246H188ZM196 247H195V249L199 248V247H197V248ZM41 249L39 251H41ZM43 249H45V248H43ZM46 249H47V247H46ZM50 249H48V252L43 250V251H41L39 253H41V254H43L45 256V254L49 253ZM53 249H51V250H53ZM176 249H177L176 251H178L179 248L176 247ZM204 249H205L204 250V252H205L206 248H204ZM10 250H11V253H13L12 252V248ZM13 250H15V249H13ZM183 250L187 252L188 249L184 248ZM198 250L199 251H203V248H202V250H200V249H198ZM214 250L215 249H213V251ZM251 250H252V253H250ZM6 251L8 253L7 249H6ZM6 251L4 252V254L6 253ZM57 251H59V250H57ZM68 251H69V249H68ZM173 251H174V253L176 252L175 248L173 249ZM238 251H240V250H238ZM35 252H37V250ZM35 252L33 253L32 259L33 258L37 259V257L42 259V261L46 259V257H45V259H43L44 258L43 256H42L43 258H41V255L39 253L38 254L40 256H37ZM186 252H185V254H186ZM7 253L5 255H7ZM193 253L191 255H189L190 258H191V261L193 260L192 259V257H193L192 255H194ZM26 254H28V252ZM70 255H72V253ZM176 255H178V254H176ZM197 255H198V251L196 252V256ZM2 256H3V254H2ZM10 256H13V255L10 254L9 257ZM15 256H16V254H15ZM28 256H29V254H28ZM67 256H68V254H67ZM72 256H74V255H72ZM72 256H70V259L68 258V260H70V261H71V258H72L71 262L74 261L73 259L75 257V256L74 257H72ZM181 256H183V255H181ZM189 256L187 255L186 258L189 257ZM79 257L81 258V256H78V258ZM58 258L60 259L59 256H58ZM183 258H185V257H182V259ZM68 260H66V261H68ZM178 260L179 259H177V261ZM208 260H210V259H208ZM77 261H80V259L79 260L77 259ZM77 261H75V262H77ZM177 261H175V263ZM195 261L196 260H194V262ZM46 262H47V260L45 262H43V264L44 263L46 264ZM71 262H69V263L71 264ZM157 262H159V261H157ZM188 262H190L189 259H188ZM211 262H213V261H211ZM21 263L22 262H20V264ZM79 263H81V262H79ZM79 263L77 262L76 264H79ZM207 263H210V262L207 261ZM214 263H212V264H214ZM15 264H17V263H15ZM192 264H194V263H192ZM197 264H198V262H197ZM202 264H203V262H202Z\"/></svg>",
    "mask_w": 264,
    "mask_h": 264
}]
</instances>
